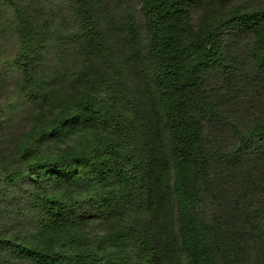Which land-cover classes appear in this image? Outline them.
<instances>
[{"label": "trees", "instance_id": "1", "mask_svg": "<svg viewBox=\"0 0 264 264\" xmlns=\"http://www.w3.org/2000/svg\"><path fill=\"white\" fill-rule=\"evenodd\" d=\"M0 264H264V0H0Z\"/></svg>", "mask_w": 264, "mask_h": 264}]
</instances>
